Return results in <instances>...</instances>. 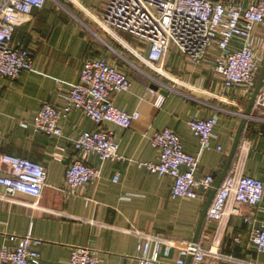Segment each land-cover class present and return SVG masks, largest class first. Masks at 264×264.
Returning <instances> with one entry per match:
<instances>
[{"label": "crops", "instance_id": "crops-1", "mask_svg": "<svg viewBox=\"0 0 264 264\" xmlns=\"http://www.w3.org/2000/svg\"><path fill=\"white\" fill-rule=\"evenodd\" d=\"M104 4V0H83L64 10L47 0L43 9L21 15L15 24L14 39L30 50L33 66L15 79L0 80V152L38 162L47 175L38 197L20 190L10 194L0 185V247H13L20 236L29 234L41 241L33 247L41 253V264H68L70 249L77 245L98 251V264H137L136 245L142 233L163 239L159 264H176L178 259L191 263V255L182 254L178 242H193L206 196L173 199L169 194L172 178L139 163L157 161L158 152L150 139L167 127L180 136L185 152L198 157L196 177L219 174L250 96L237 87L221 85L213 71L214 50L192 62L169 45L160 74L139 58L147 56L148 44L117 30L132 50L108 34L126 51L118 52L104 42L112 57L90 29V25L101 29L97 21L104 14ZM253 40L262 63L264 24L257 27ZM98 56H104L131 82L127 91L112 96L113 105L126 112L137 110L139 118L123 129L111 122L98 125L73 109L59 121L60 136L35 133L31 125L41 105L60 107L83 60ZM211 114L217 122L209 149L201 151L187 121ZM96 128L113 132L122 159L111 162L87 156L86 162L99 169L100 177L69 193L64 171L76 156L72 142ZM242 136L249 142L243 173L264 182V122L247 120ZM117 171L119 180L113 182ZM233 206L237 211L229 216L214 246L222 256H207L203 264H264V252L256 251L249 240L251 230L264 222V199L255 206ZM216 227L210 222L200 238L202 224L197 240L203 249H212Z\"/></svg>", "mask_w": 264, "mask_h": 264}, {"label": "built area", "instance_id": "built-area-1", "mask_svg": "<svg viewBox=\"0 0 264 264\" xmlns=\"http://www.w3.org/2000/svg\"><path fill=\"white\" fill-rule=\"evenodd\" d=\"M47 0H0V80L15 79L22 72L32 69L30 50L14 39L15 24L21 15L43 9ZM58 8L80 5L83 0H50ZM104 14L98 20L101 29L131 49L116 33L127 32L148 44L146 57L140 59L154 72L163 73V58L169 45L192 62H199L209 50L216 51L213 71L225 88L237 87L250 96L261 67L258 47L253 34L264 24V0H104ZM264 40H261V45ZM132 50V49H131ZM136 55H138L136 53ZM131 82L104 56L84 59L77 80L63 96L60 107L43 103L32 127L35 133L60 136L61 118L75 109L80 110L94 123L111 122L126 129L139 118L137 110L126 112L112 103V96L127 91ZM212 108H222L209 104ZM264 79L248 114L241 118L264 122ZM217 116L191 117L187 125L198 138L200 150L209 149V141ZM244 126V128H245ZM151 145L158 152L156 162L139 163L150 172L172 178L169 190L171 198H201L213 187L214 177L207 174L196 177L198 157L183 150L180 136L170 128L156 131ZM2 135L0 131V147ZM249 142L242 136L237 145L234 160L206 209L200 238L210 222L217 224L212 249H203L197 240L179 241L182 254H190V264H203L207 256L220 257L215 251L229 216L236 213L234 203L255 206L264 199V182L243 173L242 160ZM76 156L66 165L64 182L66 190L74 193L77 187L97 180L100 171L86 162L95 155L100 160L119 161L118 143L114 134L96 128L84 131L72 142ZM55 160H60L58 157ZM0 185L12 194L16 190L38 197L46 181V170L38 162L0 152ZM117 171L112 181L119 180ZM249 221V218H245ZM136 245L137 264H159V252L163 239L139 233ZM256 251L264 252V222L254 227L249 235ZM40 240L27 234L20 236L13 247H0V264H41V253L34 249ZM151 251V253H150ZM225 258L230 259L229 256ZM98 251L84 245L70 249L68 264H98ZM176 264H185L178 259Z\"/></svg>", "mask_w": 264, "mask_h": 264}, {"label": "water", "instance_id": "water-1", "mask_svg": "<svg viewBox=\"0 0 264 264\" xmlns=\"http://www.w3.org/2000/svg\"><path fill=\"white\" fill-rule=\"evenodd\" d=\"M263 79H264V59L262 61L261 67L259 69V73L257 75L256 83H255L254 89H253V91H252V93L250 95V98H249V101H248V105H247V107H246V109L244 111V114H248L249 113L250 108H251V106L253 104V101L255 99V96H256L257 92L259 91V89L262 86ZM154 88L157 89V86L154 85ZM244 124H245V118H241L240 123H239L238 128H237V131L235 133V136H234L230 151L228 153L226 161L224 162V166H223L221 172L219 174L212 175L214 177L213 187L210 190H208L206 192V194H205L206 200H205L204 206H203L201 214H200V219H199V222H198V226H197L195 235L193 237V242L197 241L201 226L203 224V220H204V215H205L206 209H207V207H208V205H209V203H210V201H211V199H212V197H213V195L215 193V190L219 186V184L221 183V181H222L223 177L225 176L229 166L232 163V160L234 158V155H235V152H236V149H237L238 142L240 140L241 133H242L243 128H244ZM189 263H190V260L188 259L185 264H189Z\"/></svg>", "mask_w": 264, "mask_h": 264}, {"label": "rangeland", "instance_id": "rangeland-1", "mask_svg": "<svg viewBox=\"0 0 264 264\" xmlns=\"http://www.w3.org/2000/svg\"><path fill=\"white\" fill-rule=\"evenodd\" d=\"M90 29H91V31H92V33H94V35L97 37H95V40H96V42H98L101 46H103V48H104V50L105 51H107V53H109L112 57H115V55L110 51V49H109V47H106L105 46V44H104V42L108 45V46H110L111 48H115L114 46H113V44L112 43H114V42H112V43H109V41L107 40V37L105 36V35H103V33L101 32V30L100 29H98V28H96L95 26H91L90 25ZM106 33V32H105ZM108 35V34H107ZM109 36V35H108ZM111 37V36H110ZM117 41V40H116ZM119 44V43H118ZM120 45V44H119ZM118 51V50H117ZM119 52V51H118ZM262 64V63H261Z\"/></svg>", "mask_w": 264, "mask_h": 264}, {"label": "trees", "instance_id": "trees-1", "mask_svg": "<svg viewBox=\"0 0 264 264\" xmlns=\"http://www.w3.org/2000/svg\"><path fill=\"white\" fill-rule=\"evenodd\" d=\"M92 26H95L96 28H98L96 25H92ZM98 29H100V28H98ZM100 30L103 33V35H105L107 37V40L109 41V43L114 42V43H112L113 46L115 47L114 49H116V50H118L120 52H126L124 49H122V47L118 43L115 42V40H113L112 38L107 36V34L102 29H100Z\"/></svg>", "mask_w": 264, "mask_h": 264}]
</instances>
